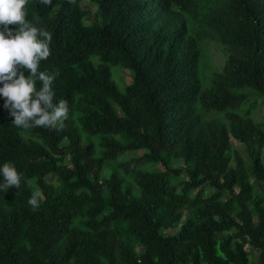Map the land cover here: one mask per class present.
I'll return each mask as SVG.
<instances>
[{
    "label": "trees",
    "instance_id": "trees-1",
    "mask_svg": "<svg viewBox=\"0 0 264 264\" xmlns=\"http://www.w3.org/2000/svg\"><path fill=\"white\" fill-rule=\"evenodd\" d=\"M81 1L24 8L52 35L38 72L59 70L69 111L62 130H24L0 94V168L22 174L19 189L0 175V264H264V121L242 90L264 97V0H89L94 17ZM201 28L230 51L207 89Z\"/></svg>",
    "mask_w": 264,
    "mask_h": 264
},
{
    "label": "clouds",
    "instance_id": "clouds-1",
    "mask_svg": "<svg viewBox=\"0 0 264 264\" xmlns=\"http://www.w3.org/2000/svg\"><path fill=\"white\" fill-rule=\"evenodd\" d=\"M52 0H41L44 5H50ZM27 0H0V94L6 98L4 108L12 124L24 130L36 127L57 128L62 130L68 117V101L61 99L54 102L55 93L52 84L59 75V70L38 72L41 61L50 56L49 43L52 35L46 30L38 29L25 20L24 8ZM37 22L39 18H36ZM19 25L13 29L9 25ZM38 34L43 39H38ZM25 70L30 74L26 77ZM36 81L40 82L37 90ZM4 177V187H20L21 175L10 162L0 168ZM37 190L32 193L28 204L33 210L39 208Z\"/></svg>",
    "mask_w": 264,
    "mask_h": 264
},
{
    "label": "rangeland",
    "instance_id": "rangeland-1",
    "mask_svg": "<svg viewBox=\"0 0 264 264\" xmlns=\"http://www.w3.org/2000/svg\"><path fill=\"white\" fill-rule=\"evenodd\" d=\"M80 5L90 11V15L94 17V14L97 9V5L92 3L89 0H82ZM86 22H88L86 20ZM200 47L202 51V57L200 60L201 66V76L203 80V87L204 89L209 88L212 85V82L221 69L223 64L229 57L230 51L227 46H225L221 41L220 38L214 30L210 28H201L200 29ZM113 76L114 79L118 82L120 87L123 88L125 83L131 81L133 77V73L130 69L125 67L116 66L113 67ZM244 92L249 93L251 95V101H258L259 106L254 110L251 114V117L257 122L264 121V97L259 96L256 92L252 89H242ZM202 116L207 119H219L222 121H226V115L224 113H216L213 111L205 110L203 108H199ZM233 149L237 150L238 153L245 159L247 165H250L251 158H250V151L245 144L242 142L232 139ZM142 153V151H129L123 157H121V161H125L132 157L134 154ZM263 155H264V148H263ZM174 163H178L177 160H174ZM105 169L103 174L105 176H109L111 171L115 168L114 162H107L105 165ZM52 177L49 176V180ZM138 251H141L142 247L138 245ZM252 263L257 264L258 260V252L252 250L251 252Z\"/></svg>",
    "mask_w": 264,
    "mask_h": 264
}]
</instances>
